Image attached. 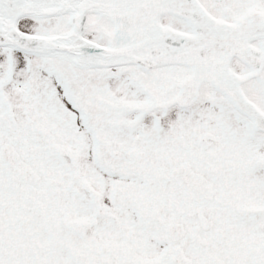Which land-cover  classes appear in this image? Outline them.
<instances>
[{
    "label": "snow or ice",
    "instance_id": "6c2138e0",
    "mask_svg": "<svg viewBox=\"0 0 264 264\" xmlns=\"http://www.w3.org/2000/svg\"><path fill=\"white\" fill-rule=\"evenodd\" d=\"M0 264H264V0H0Z\"/></svg>",
    "mask_w": 264,
    "mask_h": 264
}]
</instances>
